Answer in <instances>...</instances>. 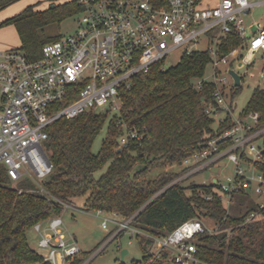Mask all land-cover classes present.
I'll list each match as a JSON object with an SVG mask.
<instances>
[{
	"label": "trees",
	"instance_id": "16d2710c",
	"mask_svg": "<svg viewBox=\"0 0 264 264\" xmlns=\"http://www.w3.org/2000/svg\"><path fill=\"white\" fill-rule=\"evenodd\" d=\"M15 1L0 0V9ZM199 1L203 7L218 2ZM37 4L27 5L0 23L16 25L22 41L18 48L31 58L40 57L43 46L61 36H43L41 27L82 10L78 0L53 2L44 9L36 8ZM240 46V35L233 30L222 38L220 53L227 54ZM210 61L208 50H198L165 69L158 62L137 74L132 90L124 94L122 115L109 119L108 134L97 153L93 144L109 112L87 110L55 120L47 127V154L53 168L41 183L44 190L30 178L13 185L6 167L0 163V264H52L31 245L28 232L36 223L61 214L66 202L71 204L78 197H83L86 209L101 208L125 218L134 216V226L154 233H168L190 218H211L216 229L200 233L195 239L202 259L210 264H264V207L249 190L232 193L228 206L216 193L217 182L185 183L190 175L180 178L192 166L164 169L180 164L199 150L201 143L233 124L231 115L216 123L206 112V106L215 101L214 83L208 80L202 87L196 86ZM74 98L67 96L57 107ZM232 105L234 108V102ZM252 111L260 114L254 129L263 127L264 86L254 88L241 116ZM119 118L137 127L141 139L121 145L119 137L124 128L118 125ZM255 139L263 141V156L256 161V167L264 172V131ZM231 142L227 140L222 147ZM243 157L250 160L246 154ZM105 165V172L97 177L95 172ZM253 211L256 215L247 221ZM136 238L145 254L152 239L142 233ZM89 254L82 249L65 264H91L86 261ZM156 264L171 263L158 259Z\"/></svg>",
	"mask_w": 264,
	"mask_h": 264
},
{
	"label": "built area",
	"instance_id": "2783aa9c",
	"mask_svg": "<svg viewBox=\"0 0 264 264\" xmlns=\"http://www.w3.org/2000/svg\"><path fill=\"white\" fill-rule=\"evenodd\" d=\"M78 2L82 10L77 29L47 42L40 57L31 58L18 47L0 50V163L11 180L30 178L44 190L41 183L53 168L46 142L50 124L87 110L116 111L121 116L124 94L132 90L137 74L158 62L167 68L166 58L178 49L181 58L208 50L210 77L197 79L196 86L200 88L208 80L214 83L215 101L206 106V112L216 123L231 115L233 124L201 143L199 150L182 161L183 165L192 166L189 171L195 173L216 165L220 168L226 158L232 160L235 172L228 182L218 183L216 193L229 206L232 193L245 188L264 207V172L256 167L263 148L258 147L251 156L248 153L264 126L254 129L260 119L257 111L234 117L229 96L233 77L228 71L233 62L250 65L258 52L264 53V24L256 22V31L251 33L246 19L251 8L264 0H218L210 7L201 6L199 0ZM233 30L240 35L242 46L221 54L222 38ZM202 41H206L204 48L200 47ZM67 96L75 98L57 107ZM117 123L124 128L119 137L121 145L141 139L137 127L121 118ZM229 139L230 145L222 147ZM104 211L97 209L98 214ZM106 212L103 226L107 227L109 221L115 224L112 237L128 231L135 237L142 233L152 239L149 250L131 263L156 264L158 259H165L171 264H210L198 255L195 242L200 233L216 229L204 219L190 218L161 234L134 226V216ZM255 215L251 212L246 220ZM34 228L40 235L38 246L47 251L44 255L52 264H65L82 250L76 240L68 238L61 214L36 223Z\"/></svg>",
	"mask_w": 264,
	"mask_h": 264
},
{
	"label": "rangeland",
	"instance_id": "374dc122",
	"mask_svg": "<svg viewBox=\"0 0 264 264\" xmlns=\"http://www.w3.org/2000/svg\"><path fill=\"white\" fill-rule=\"evenodd\" d=\"M252 13L255 18H261V16H264V5L253 7ZM80 17V12L78 14H73L61 21L48 23L41 27L39 31L43 36H60L73 33L79 25ZM205 46L206 41H202L200 47L204 48ZM180 58L181 50L178 49L168 55L165 63L167 66H170L178 63ZM234 66L244 74L242 85L240 87L233 85L234 82L232 80L229 94L230 99L234 102V117H240L242 111L246 108L247 102L251 97L254 88L258 85L264 86V53L262 51L258 52L257 59L250 65L246 64L240 66L235 62ZM211 68L212 65L209 63L204 78L210 77ZM117 113L118 112L116 111L109 112V118L94 141L93 151L95 153L99 152L103 145L104 138L108 134L109 119ZM258 147H263L262 139H258L250 145L248 148L249 155H253ZM183 167H185L183 164H172L164 167V169L168 171L181 170ZM235 167V163L226 158L221 162V171L218 174L216 171H212L211 168H204L195 173H190V171H188L181 175L180 178L183 179L190 175L189 178L185 179V183H190L191 181L210 182L212 176L215 175L221 182H228L229 178L232 177L235 172ZM106 168L107 165L97 170L95 175L99 177L105 172ZM16 183V181H12L13 185ZM83 201V197H78L75 202L71 204L66 202L61 215L64 220V228L66 229L68 238L73 242L76 240L84 251L90 253L86 261H91V264H120L122 247H128L130 249V253L125 257L127 263L142 257L143 250L141 248L140 240L134 235H131L128 231L112 237L110 232L113 230L115 224L109 221L107 227L103 226V215L108 214V212L104 211L103 213L98 214L97 209H86ZM205 222L209 226H215V223L211 218H206ZM28 238L33 247L43 254L47 253L46 250H43L38 246L40 235L34 227L29 230ZM130 240H132V242H130Z\"/></svg>",
	"mask_w": 264,
	"mask_h": 264
},
{
	"label": "crops",
	"instance_id": "0c3cea01",
	"mask_svg": "<svg viewBox=\"0 0 264 264\" xmlns=\"http://www.w3.org/2000/svg\"><path fill=\"white\" fill-rule=\"evenodd\" d=\"M62 1H65V0H17L15 2L7 5L6 7L0 9V23L2 21H4L5 19H7V18L19 13L21 10H23L29 4L38 3L36 8L44 9V8L48 7L53 2L54 3H58V2H62ZM254 1H256V0H254ZM257 5H264V3L256 4L253 7H255ZM253 7L251 8L250 12L246 15L247 23L249 25H251V33L256 31V26H255L256 22L260 21L262 24H264V16H261V18H255L253 16L254 15L252 13ZM21 43H22L21 37H20L19 31H18V29H17L15 24H6V25H3V26H0V50L6 49V48H9V47H19L21 45ZM257 54H256V57H255L254 61L257 59ZM231 66H234V62L232 63ZM180 164H183V162L181 161ZM212 169L211 170L212 171H216L217 174L221 171V167L219 168L217 165L213 166ZM211 181L220 183V180L215 175L212 176Z\"/></svg>",
	"mask_w": 264,
	"mask_h": 264
},
{
	"label": "water",
	"instance_id": "95a60500",
	"mask_svg": "<svg viewBox=\"0 0 264 264\" xmlns=\"http://www.w3.org/2000/svg\"><path fill=\"white\" fill-rule=\"evenodd\" d=\"M229 73L233 77L234 84L236 86H241L244 74L240 73L234 66H230L228 69ZM217 168V167H216ZM130 253V249L128 247L121 248V261H125V257Z\"/></svg>",
	"mask_w": 264,
	"mask_h": 264
}]
</instances>
